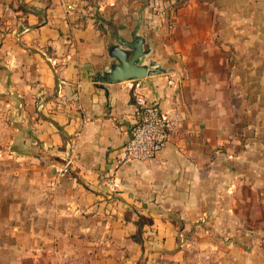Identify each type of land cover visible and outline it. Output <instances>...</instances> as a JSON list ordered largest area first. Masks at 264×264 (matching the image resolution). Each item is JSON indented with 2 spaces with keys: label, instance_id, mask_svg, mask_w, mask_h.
Segmentation results:
<instances>
[{
  "label": "crops",
  "instance_id": "0c3cea01",
  "mask_svg": "<svg viewBox=\"0 0 264 264\" xmlns=\"http://www.w3.org/2000/svg\"><path fill=\"white\" fill-rule=\"evenodd\" d=\"M176 1L0 0V264H264V0ZM140 13L163 72L97 80ZM136 83L175 126L109 196Z\"/></svg>",
  "mask_w": 264,
  "mask_h": 264
},
{
  "label": "built area",
  "instance_id": "2783aa9c",
  "mask_svg": "<svg viewBox=\"0 0 264 264\" xmlns=\"http://www.w3.org/2000/svg\"><path fill=\"white\" fill-rule=\"evenodd\" d=\"M173 10L179 6L176 0H170ZM140 84L134 87L135 104L138 118L131 129L129 139L123 144L112 169L100 175L101 183L109 196L118 194L122 189V179L119 176L121 168L132 161H146L156 157L159 151L169 142L175 121L169 111L163 109L158 103H149L138 90ZM77 144L69 145L66 161L55 167L56 183L59 177L69 173L77 155ZM1 154V151H0Z\"/></svg>",
  "mask_w": 264,
  "mask_h": 264
},
{
  "label": "water",
  "instance_id": "95a60500",
  "mask_svg": "<svg viewBox=\"0 0 264 264\" xmlns=\"http://www.w3.org/2000/svg\"><path fill=\"white\" fill-rule=\"evenodd\" d=\"M141 13L139 23L136 27L133 41H124L111 47L110 54L118 62L113 64L111 69L104 76L97 77V80L104 83H113L125 80H136L152 74L162 73L160 65L156 61L146 63V51L143 47V39L137 35L141 23ZM122 46H125L123 48Z\"/></svg>",
  "mask_w": 264,
  "mask_h": 264
},
{
  "label": "trees",
  "instance_id": "16d2710c",
  "mask_svg": "<svg viewBox=\"0 0 264 264\" xmlns=\"http://www.w3.org/2000/svg\"><path fill=\"white\" fill-rule=\"evenodd\" d=\"M153 222V219L152 218H149V217H145L143 215H140L139 216V219L137 221V224H138V230L137 232L134 234V237L137 239V241H142L141 239V234H142V227L145 223H149L151 224Z\"/></svg>",
  "mask_w": 264,
  "mask_h": 264
},
{
  "label": "rangeland",
  "instance_id": "374dc122",
  "mask_svg": "<svg viewBox=\"0 0 264 264\" xmlns=\"http://www.w3.org/2000/svg\"><path fill=\"white\" fill-rule=\"evenodd\" d=\"M232 238V237H231ZM231 238H227V240L229 241V240H231Z\"/></svg>",
  "mask_w": 264,
  "mask_h": 264
}]
</instances>
